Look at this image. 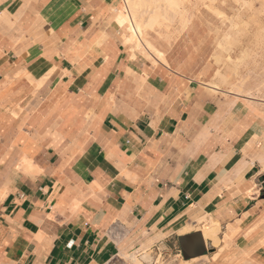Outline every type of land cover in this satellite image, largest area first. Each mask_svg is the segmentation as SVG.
Here are the masks:
<instances>
[{
	"label": "crops",
	"instance_id": "0c3cea01",
	"mask_svg": "<svg viewBox=\"0 0 264 264\" xmlns=\"http://www.w3.org/2000/svg\"><path fill=\"white\" fill-rule=\"evenodd\" d=\"M124 8L0 0V264H264V96L175 68Z\"/></svg>",
	"mask_w": 264,
	"mask_h": 264
},
{
	"label": "rangeland",
	"instance_id": "374dc122",
	"mask_svg": "<svg viewBox=\"0 0 264 264\" xmlns=\"http://www.w3.org/2000/svg\"><path fill=\"white\" fill-rule=\"evenodd\" d=\"M127 1L128 29L137 38L146 29V37L174 61L175 68L184 64L220 89L243 93L254 89L264 96V0ZM153 15L158 16L151 27ZM188 20L194 27L191 37L183 27ZM138 50L156 62L146 50ZM147 253L151 256L145 260ZM134 258L144 264H171L151 250L120 254L113 263L128 264Z\"/></svg>",
	"mask_w": 264,
	"mask_h": 264
},
{
	"label": "water",
	"instance_id": "95a60500",
	"mask_svg": "<svg viewBox=\"0 0 264 264\" xmlns=\"http://www.w3.org/2000/svg\"><path fill=\"white\" fill-rule=\"evenodd\" d=\"M179 243L186 259L202 255L207 251V244L200 231L180 236Z\"/></svg>",
	"mask_w": 264,
	"mask_h": 264
},
{
	"label": "bare ground",
	"instance_id": "6f19581e",
	"mask_svg": "<svg viewBox=\"0 0 264 264\" xmlns=\"http://www.w3.org/2000/svg\"><path fill=\"white\" fill-rule=\"evenodd\" d=\"M124 2H125V8H124V10H123V15H124V18H125V20L128 22V19H127V17H126V9L128 8V5H129V3H128V1L127 0H124ZM175 4H176V2H175ZM153 12H155V14H157L158 12L156 11V10H154ZM154 17L152 18V20L150 21V22H148V25H150L151 27L154 25V22L157 20V16H155V15H153ZM147 22V21H146ZM229 160V159H228ZM31 161V160H30ZM26 164H28L27 162H26ZM27 167H28V165H27ZM31 167V163L29 164V167L28 168H30ZM225 169V168H224ZM206 217V216H205ZM203 218V220L205 219L206 220V218ZM209 218H210V216H209ZM201 220V219H200ZM213 222V221H212ZM211 222V223H212ZM210 223V222H209ZM216 223H214V225L212 224L211 226H207V225H209V224H205L204 226V228H203V233H204V236H205V238H210V239H212L215 243H219V239L217 238L218 236H217V232H218V229L220 228V227H218V225H215ZM220 230V229H219ZM241 232V231H240ZM221 253V252H220ZM219 254V253H218ZM119 256V255H118ZM151 256V254L149 253H147V255L144 257L145 258V260L146 259H148L149 257ZM218 256V255H217ZM133 259V258H132ZM151 259V258H150ZM149 259V260H150ZM144 260V261H145ZM126 262V261H125ZM152 261H150L149 263H151ZM128 264H144L143 263V261H141L140 259H138V258H134V262L132 261V263H130V262H128Z\"/></svg>",
	"mask_w": 264,
	"mask_h": 264
},
{
	"label": "built area",
	"instance_id": "2783aa9c",
	"mask_svg": "<svg viewBox=\"0 0 264 264\" xmlns=\"http://www.w3.org/2000/svg\"><path fill=\"white\" fill-rule=\"evenodd\" d=\"M110 264H116V263H113V260L110 262Z\"/></svg>",
	"mask_w": 264,
	"mask_h": 264
}]
</instances>
